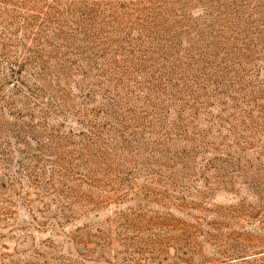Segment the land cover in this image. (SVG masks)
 Listing matches in <instances>:
<instances>
[{"label":"rangeland","instance_id":"obj_1","mask_svg":"<svg viewBox=\"0 0 264 264\" xmlns=\"http://www.w3.org/2000/svg\"><path fill=\"white\" fill-rule=\"evenodd\" d=\"M155 1L157 4L154 0H0V41L13 56L18 51L14 43L22 37L18 29L30 36L32 42L50 22L52 8L62 11L68 6L100 2L103 13L110 16L116 5L125 3L127 13L132 14L130 24H136L143 17L142 8L149 12L168 5L167 0ZM257 1L242 0L232 7L257 19V32H264ZM210 11L220 16L216 8ZM188 13L198 16L201 12L178 6L172 17L181 19ZM33 18L38 19L36 27L26 26ZM128 28L129 25L124 30ZM129 51L125 47L115 57H126ZM262 54L257 51V55ZM1 67L2 64L0 123L12 127L22 108L10 106L14 103L12 89L16 81ZM110 71L114 81L120 80L122 71L130 72L132 78L118 85L129 89V98L112 90L105 97L95 88L91 92L92 102L80 94L75 100L79 113L91 126V139L63 136L64 148L71 152L68 161L48 163V173L37 172L36 182L16 173L17 181H8L9 188L22 183L15 187L20 196L0 190V264H244L243 259L234 257L238 252H234L232 245L239 243L242 247L239 253L243 256L263 251L264 122L259 120L257 110L251 116L258 125L229 133L230 125L222 128L217 119L211 120L205 104L199 108V120L185 109L182 111L185 129L194 137L187 143L184 132H173L175 117L165 122L161 109L150 105L148 99L152 97L137 89L139 82L144 81L142 75L133 73L127 62ZM255 75L256 71H251L241 77L255 82ZM185 82L194 87L198 84L194 79ZM163 98L170 99L178 113L179 105L173 98ZM90 109L112 112L116 119L102 110L101 117L94 118ZM249 109L244 104L235 110L227 107L222 112L215 111V116L239 121ZM138 118L143 123L138 124ZM205 130L210 134H204ZM198 132L201 135H196ZM142 133L145 144L159 151L169 148L171 139L176 140L175 145L187 151L183 162L175 158L178 161L171 160L168 166L161 164L166 159L156 163L136 141ZM122 140L134 146L132 152L138 162L144 161L140 167H130L148 171H141V179L132 189L120 185L119 178L114 179L115 173L104 177L106 184L99 189L91 188L100 175L95 177L81 167L80 151L89 145L95 149L101 146L115 160L126 154L120 147ZM51 170L57 172L56 176L65 175L69 187L78 185L81 198L94 201L64 198V205H57L52 200L56 199L61 184L51 175ZM0 176H3L1 172ZM50 184L53 186L48 189ZM181 204L187 206L182 213L175 210ZM63 214L72 216L69 223H63L61 217L50 218Z\"/></svg>","mask_w":264,"mask_h":264},{"label":"trees","instance_id":"obj_2","mask_svg":"<svg viewBox=\"0 0 264 264\" xmlns=\"http://www.w3.org/2000/svg\"><path fill=\"white\" fill-rule=\"evenodd\" d=\"M167 1L168 5L163 9L145 12L142 8L143 17L136 24H130L132 14L127 13L125 3L116 5L110 16L103 13L100 2L68 6L62 11L52 8L50 22L32 42L30 36L18 29L22 37L13 42L18 48L13 56L7 45L0 41L1 68H5L8 76L16 81L12 89L14 103L10 106L20 105L22 108L12 127L0 123L1 191L8 190L20 196L15 187H20L22 183L9 188L8 181H17L16 173L23 179L36 182L34 176L37 172L48 173V163L68 161L71 152L64 148L63 136L70 134L71 137L91 139V126L79 113L75 99L83 94L92 102L93 88L105 97L112 90L129 98V89L119 88L118 85L132 78L130 72L122 71L119 81H114L109 75L112 68L119 69L123 62L129 63L133 73L142 75L144 81L139 82L137 89L152 97L148 99L150 105L161 109L165 122L171 116L175 117L177 123L173 132H184L187 143L194 137L190 135L191 131L185 129L182 111L187 109L195 120H199L202 104L208 107L211 120L217 119L222 128L230 125L229 133L258 125L256 118L251 116L254 110L259 113V120L264 122V54L257 55V51L264 52V32H257L259 21L233 9L232 6L242 0ZM156 2L154 0V4ZM214 3L217 6H213ZM257 4L262 11L259 17L264 21V0H258ZM178 6L201 13L198 16L188 13L181 19H175L172 16ZM210 8H216L221 12L220 16L213 15ZM37 22L38 19L33 18L26 26L36 27ZM127 25L129 28L124 30ZM223 27H227L226 30L219 31ZM145 43L149 46H144ZM125 47L129 48V54L115 57V54L123 53ZM251 71H256L255 82L241 77ZM192 79L198 82L197 87L186 84L185 81ZM165 96L173 98L179 105L178 113L173 108V102L163 98ZM242 104L250 109L239 121L223 115L215 116L218 109L221 112L227 107L235 110ZM101 110L116 119L112 112H103V109L88 111L94 118H99ZM141 120L138 118L137 123H143ZM203 133L210 134V131ZM196 135L201 134L198 132ZM136 141L158 164L161 159L167 160L161 163L167 166L171 160L183 162L187 154L185 148L175 145L176 140L171 139L172 143L165 151L145 144L143 133L136 137ZM120 147L126 154L115 160L101 146L95 149L89 145L80 151L81 167L95 177L100 175L91 188L99 189L103 183L106 184L103 178L115 173L117 176L114 179L119 178L120 185L132 189L141 179V171H148L146 168L137 170L130 167H140V163H144L138 162L130 142L122 140ZM56 173L51 170V175L58 178L61 186L52 201L63 206L64 198L85 199L80 197L78 185L69 187L65 175L56 176ZM52 186L50 184L48 189ZM85 200L89 203L94 201L92 198ZM185 207L181 204L177 208L175 206V210L182 213ZM60 217L63 223L72 219L68 214L50 218L58 220ZM239 245H232L234 252H238L234 255L236 259H243L244 264H264V250L243 256L239 253L242 248Z\"/></svg>","mask_w":264,"mask_h":264}]
</instances>
